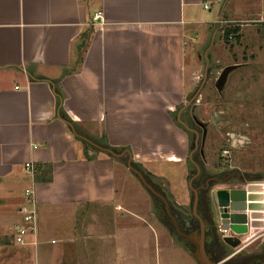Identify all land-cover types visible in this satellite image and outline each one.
<instances>
[{"label": "crops", "instance_id": "0c3cea01", "mask_svg": "<svg viewBox=\"0 0 264 264\" xmlns=\"http://www.w3.org/2000/svg\"><path fill=\"white\" fill-rule=\"evenodd\" d=\"M220 3L0 0V264H101L102 258L105 264H114L118 221L113 220L116 233L98 235L99 245L90 243L87 249L91 233L86 215L79 213L86 205L113 210L118 206L114 162L94 143L87 157L82 142L56 116L52 80H58L63 93L64 112L90 142L105 140L110 147L128 148L122 152L128 151L134 162L150 172V180L154 175L165 177L174 205H187L185 184L180 195L175 182L178 172L187 174L179 166L189 159V138L171 114L189 89L185 40L194 34L193 25L202 22L198 17L202 10ZM220 7L221 15L226 4ZM96 13L100 21L92 20ZM230 16L241 26L234 11ZM258 16L251 22L264 24L263 9ZM87 31L81 62L75 66L80 36ZM27 162L34 165V172L26 169ZM167 166L174 171H164ZM27 188H33L37 201V231L27 237V243L17 244L14 227L22 221L19 208ZM247 202L248 236L255 225ZM184 212L180 225L188 227L193 216ZM130 217L138 229L158 225L155 243L162 238L168 249L177 245L182 264H199L192 244L182 237L176 243L163 214L146 225L140 223V215ZM129 219L125 217L127 223ZM75 222L78 229H73ZM217 258L227 261L231 257ZM123 262L140 264L131 256Z\"/></svg>", "mask_w": 264, "mask_h": 264}, {"label": "rangeland", "instance_id": "374dc122", "mask_svg": "<svg viewBox=\"0 0 264 264\" xmlns=\"http://www.w3.org/2000/svg\"><path fill=\"white\" fill-rule=\"evenodd\" d=\"M220 2V6L226 4V12L224 10L220 15L219 5L211 6L210 10H202L198 16L202 22L193 25L194 34L185 40V72L189 89L184 93L182 105L198 91L199 94L193 106L188 108V112L193 109V115L206 129L203 156L200 159L196 158L203 173L238 171L263 179L247 186L255 230L253 229L252 234L248 236L247 232L241 238V242L246 243L242 251L243 257L247 255L248 258H258L263 254L260 246L264 244V24L251 21L259 19L260 10H264V0H220ZM227 11H231L230 15L234 11V15L242 21L240 22L242 27L239 23L232 21L236 19H233L234 16L231 18ZM232 25L239 26V40L232 38L225 42L223 29ZM225 68L227 69L225 75L218 83L217 80ZM205 72L206 80L203 82ZM171 116L177 122L176 111ZM82 130H88V128ZM184 131L191 141L190 134ZM88 139L89 142L86 144L82 142V146L85 149L91 146L93 149L94 144L90 142L91 138L88 137ZM223 150H227V153H223ZM94 152L102 154L98 150ZM105 154L112 158L115 165L119 202L115 210L114 208L99 209L93 205H86L80 209L82 212L79 213L86 215L87 231L91 233L87 249L92 247L90 243L93 246L99 245L100 242L96 243L98 235L116 233L117 225V245L115 255L112 256L114 264H116V259L118 264H124L123 261L126 258L130 259V256L140 264H182L183 258L177 250L179 248L177 245L175 248L168 249L167 244L162 245L164 240L162 238L155 243V235L159 233L158 225H154L152 229L147 227L138 229L136 223L129 219L132 214H138L143 219L140 221L142 225H146L149 221L153 222L151 218L165 213H162L164 209L161 201L156 199L127 168L128 155L126 152L120 156H112L107 152ZM182 164L179 166V171L183 173V169H186L187 174L184 177L185 174L181 175L178 172V181L175 184L180 195H183L181 185L185 184L188 201L185 206H175L190 212L192 216L193 192L189 188L188 181L195 170L188 159ZM169 167L167 166L164 171L173 172L174 169ZM142 169L147 174L146 169L144 167ZM148 174L151 175L150 172ZM153 177L152 182L168 196V200L173 204V195L168 193V183L165 177L155 175ZM196 182L195 178L191 185L196 187ZM125 217L129 219L128 223ZM167 218L176 243L182 242L180 236L174 232L170 218L168 216ZM115 219L118 221L117 224ZM62 225L68 226L66 223ZM128 226L131 228L125 232L124 229ZM78 227V223L75 222L73 229H78ZM60 231L68 233L63 229ZM51 234V231L47 232L48 240ZM185 242L188 245L191 244L188 241ZM10 244L13 245L11 239ZM38 245L40 243L37 244V249ZM191 248L194 250L193 246ZM236 249L237 247L227 246L229 253ZM213 256L214 258L224 257V254L218 253ZM102 259L101 264H105V259ZM222 261L223 264H228L230 259Z\"/></svg>", "mask_w": 264, "mask_h": 264}, {"label": "water", "instance_id": "95a60500", "mask_svg": "<svg viewBox=\"0 0 264 264\" xmlns=\"http://www.w3.org/2000/svg\"><path fill=\"white\" fill-rule=\"evenodd\" d=\"M221 18V17H220ZM222 20V19H221ZM226 68L222 71L221 75L218 78V83H220L225 75ZM206 80V76L204 74L203 82ZM198 94V91H197ZM85 140V138H82ZM101 150H104L108 153H110L112 156H120L124 152H121L120 154H117L116 152L120 151L119 148H116V151H111L106 148L98 147ZM128 158L126 161L127 168L133 172L137 179L143 184V186L156 198H158L164 205V209L168 217L170 218L173 227L178 234V236L182 237L183 239L189 241L194 246V258L199 264H217V261L213 259L212 254L210 252H207L204 247V240L207 239L204 236V232L206 230V227L208 226V221L204 219L198 211L197 203H198V195H199V189L200 187H193L191 185L192 180L196 177L198 173L197 165L195 164L197 168V172L193 174L189 181L188 185L190 190L193 192V199H192V216L197 219L199 228L195 229L191 233H184L182 232L178 225L175 217L171 214L169 210V204L166 198L161 195L159 192H157L153 187L144 179L143 175L136 170L131 165V155L127 151ZM189 160L193 163V160L191 159V154H189ZM246 190L242 188H215L210 190V200L211 205L214 211V217L213 220L214 225L216 226L217 233H220L223 235L221 237V240L223 244L236 248L241 245V238L245 236L248 232V226H247V194ZM257 264H264V259L262 261L257 260ZM223 264V263H220Z\"/></svg>", "mask_w": 264, "mask_h": 264}, {"label": "flooded vegetation", "instance_id": "af4514ba", "mask_svg": "<svg viewBox=\"0 0 264 264\" xmlns=\"http://www.w3.org/2000/svg\"><path fill=\"white\" fill-rule=\"evenodd\" d=\"M205 76H206V72H205ZM198 94L197 92L195 94H192V96L188 99V101L185 104L179 106V108L176 110L177 122H179L182 128H184V130H186V132L191 136V141L189 140L188 156L189 154H191L192 160L194 158L200 159V157L203 156V148L205 144V135H206L205 126L195 118V116L193 115V109L191 110V112H188V108L190 106H193L194 100L196 99ZM121 152L122 150L118 151L117 154H120ZM195 164L197 165L198 168V173L195 177L197 180L195 186L200 187L199 189L200 200L198 202L199 203L198 211H200L202 217L208 221V226L206 227V230L204 232L205 238L207 237V239L204 240V247L206 251L210 252L212 255H216L218 253H223V254L228 253L227 255L231 257L228 264H257L258 263L257 260L262 261L264 259V256L258 258L257 257L248 258V256L246 255V257H243L244 254L242 252L243 248L241 247V245L238 250H235L234 252H230V253L227 252V246L223 244L221 240V237L227 233L225 232L223 233V235L217 233L215 228L216 226L214 225L213 222L215 217L210 200V190L215 188H229V187L242 188L246 190L247 192L246 194L248 198L249 192L247 190L248 189L247 186L260 182L263 179H261L260 177L257 178L253 174H246L244 172H238V171H231V172L224 171L214 174H210V173L205 174L202 172V168L198 163V161L196 162L193 160L192 165L195 170L194 174L197 172V168ZM221 184L224 185L222 186ZM247 208H248V202H247ZM195 221H196V225L193 229L191 230L186 229L188 233H191L195 229L199 228L197 219H195ZM263 246L264 244L262 243L260 246L261 247L260 250L263 248Z\"/></svg>", "mask_w": 264, "mask_h": 264}, {"label": "trees", "instance_id": "16d2710c", "mask_svg": "<svg viewBox=\"0 0 264 264\" xmlns=\"http://www.w3.org/2000/svg\"><path fill=\"white\" fill-rule=\"evenodd\" d=\"M88 33H89L88 31L87 32H83L81 34V36H80V42H79V45H78V56H77V59L75 61V66H77L81 62L82 49L84 48V46L86 44V41L89 38V34ZM238 33H239V26L238 25H232L230 27H226V28L223 29V39H224L225 42H228L232 38L234 40L238 41L239 40ZM72 70H74V69H72ZM50 84L52 86V91H53V94L55 96L56 116L67 125V127L71 130L72 133H74L75 138L77 140H80L81 142H84L86 144L87 143L86 140H82L81 138L84 137V138L88 139V136L87 135H83L81 133V131L79 130L77 124L73 120H71L69 118V116L64 112V110L62 108V101H63L64 96H63V93H62V91L60 90V88L58 86V80H52V81H50ZM176 124H177V126L181 127L178 122H176ZM93 143L98 145L99 147L106 148V149H109V150L114 151V152L116 151V148L110 147L105 140L94 141ZM124 149H128V148H121L120 150H124ZM92 150L93 149L91 148V146L86 147L85 151H86L87 157H90L89 153L92 152ZM193 160L197 162V159L194 158ZM131 165L141 172V174L144 176L145 180H147V182L153 187V189H155L157 192H159L161 195H163L167 199L168 204H169V210H170L171 214L175 217V219H176L181 231L184 232V233H188L187 230L193 229L195 227V225H196L195 218L194 217H190L189 218L190 222H189V226L188 227L181 226L180 225V220L185 215V212L183 211V209L175 206L172 203H170V201L168 200V196L164 192H161V190L158 187H156V185L148 178V174H146L143 171V169L141 167V164L131 160ZM36 167H39V166L36 165ZM36 167H35V171H36ZM49 178H51V177H49ZM156 199H158V198H156ZM199 200H200V194L198 195V202H199ZM160 203L162 204V202H160ZM162 208H163V204H162ZM163 212H164V210L162 211V213ZM163 215H164L165 218H167L165 213H163ZM167 220H168V218H167ZM262 251H263L262 256H264V246L262 248ZM227 254H224V257L227 256ZM213 259L216 260V261L219 260L218 258H213Z\"/></svg>", "mask_w": 264, "mask_h": 264}, {"label": "built area", "instance_id": "2783aa9c", "mask_svg": "<svg viewBox=\"0 0 264 264\" xmlns=\"http://www.w3.org/2000/svg\"><path fill=\"white\" fill-rule=\"evenodd\" d=\"M207 8V5H204ZM93 21H100L101 17L99 13H96L92 17ZM223 153H227V150H223ZM26 169L34 172V165L31 162L25 164ZM25 202L19 208L21 215V223L14 227V241L17 244L27 243V237L29 235L34 236L37 231V201L35 198L33 188H27L24 190ZM33 243H36L33 240ZM223 263V261H217V264Z\"/></svg>", "mask_w": 264, "mask_h": 264}]
</instances>
